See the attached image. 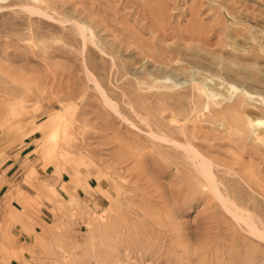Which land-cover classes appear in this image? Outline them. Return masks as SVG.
<instances>
[{
    "label": "rangeland",
    "instance_id": "obj_1",
    "mask_svg": "<svg viewBox=\"0 0 264 264\" xmlns=\"http://www.w3.org/2000/svg\"><path fill=\"white\" fill-rule=\"evenodd\" d=\"M256 120L264 0H0V264H264Z\"/></svg>",
    "mask_w": 264,
    "mask_h": 264
},
{
    "label": "bare ground",
    "instance_id": "obj_2",
    "mask_svg": "<svg viewBox=\"0 0 264 264\" xmlns=\"http://www.w3.org/2000/svg\"><path fill=\"white\" fill-rule=\"evenodd\" d=\"M230 88V90H231V93L233 92V93H236L238 90L236 89V88H234L233 86H231V87H229ZM243 95V98L244 99H247L248 97H247V94H242ZM208 97H209V95H208ZM243 102H246V101H243ZM228 111L229 112H231V111H234V108H231V109H228ZM235 111H236V108H235ZM231 118V120L235 123L234 124V131L236 130L237 132H239L240 131V127H239V124L237 123V121H235V118H232V117H230ZM227 123H230V122H227ZM232 123V122H231ZM255 123H256V125L257 126H259V127H264V121L263 120H256L255 121ZM255 123H253V121H251L250 122V126L252 127L253 126V124H255ZM53 131H54V129H53ZM56 129H55V134H56ZM51 137V140L53 139H55V135L54 136H52V135H50ZM198 156V155H197ZM197 156H195L194 158L197 160ZM196 164V163H195ZM197 169H198V172L200 173V175L206 180V183H207V185H208V187H209V189L211 190V192H212V194H214L215 195V197L217 198V199H219V200H222V197L220 196L221 194H219V191H218V188H217V186H216V182H215V180H214V177H213V175H212V173H211V171H210V165L207 163V162H205L204 160H201V159H199L198 160V165H197ZM226 208V210L228 211V212H230V210L228 209V207H225ZM236 217V216H235ZM240 218V217H239ZM236 219H238V218H236ZM242 219V218H241ZM251 223V228H250V233L251 234H253V235H255L256 237H258V238H261V239H263L264 240V233H262L261 232V234H260V236H258V235H256L255 233H256V231H257V229H256V227H255V225H253L252 224V221L250 222ZM245 224H247V222H245Z\"/></svg>",
    "mask_w": 264,
    "mask_h": 264
}]
</instances>
